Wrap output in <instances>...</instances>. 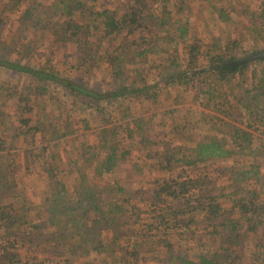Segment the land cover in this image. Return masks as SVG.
Listing matches in <instances>:
<instances>
[{
	"label": "trees",
	"instance_id": "16d2710c",
	"mask_svg": "<svg viewBox=\"0 0 264 264\" xmlns=\"http://www.w3.org/2000/svg\"><path fill=\"white\" fill-rule=\"evenodd\" d=\"M188 1L0 0V74L15 79L0 81V264H94L96 258L101 264H147L149 253L156 264H264V198L258 188L264 165V77L252 83L247 76L257 63L264 70V50L238 54L244 49L238 21L223 43L202 42L189 19L184 21ZM240 1L214 0L230 14ZM249 1L261 9L248 7L258 28L253 39L264 40V0ZM228 15L221 20L229 21ZM18 42L14 58L10 46ZM37 51L42 54L34 57ZM63 51H71L73 60L62 62L70 66L64 73L52 64ZM39 56L43 61L33 63ZM99 63L107 68L92 84ZM168 90L177 104H200L223 115L211 116L212 122L223 126L228 117L238 126L225 139L216 136L190 146L196 132L193 124L188 130L186 117L199 115V109L179 111L184 123L169 122L170 131L152 139L147 128L152 117L130 118L131 106L157 104ZM58 91L64 102L54 108L53 120L48 101L56 102ZM92 120L102 128L120 122L119 139L109 147L98 141L71 160L72 188L62 177L71 175L53 166L60 155L42 147L35 158L48 186L31 214L20 182L34 175L23 151H10L9 128L24 141L36 133L66 139L77 123L88 129ZM128 139L137 144L139 159H155L158 170L175 175L154 182L153 198L131 192L128 199L111 200V192L94 183L98 176H113L128 160L131 149L122 148ZM166 142L177 146L160 152L169 149ZM241 158L247 163L230 174L224 189L201 168ZM180 170L189 176L179 175ZM123 190L118 188L117 195Z\"/></svg>",
	"mask_w": 264,
	"mask_h": 264
},
{
	"label": "rangeland",
	"instance_id": "374dc122",
	"mask_svg": "<svg viewBox=\"0 0 264 264\" xmlns=\"http://www.w3.org/2000/svg\"><path fill=\"white\" fill-rule=\"evenodd\" d=\"M116 4V3H115ZM248 7L256 8L255 11L261 10L259 8V3L257 4L255 1H249V0H243L240 1L235 6V12H232L231 14L228 12L229 7L223 6L221 3H216L214 0L207 1V0H189L187 2L186 8H188V12L186 15H184V21L188 18L190 21V28L194 35L197 36V38H200L202 42H210V43H223L226 35L228 33H233V22H237L238 25L236 26L238 29H240V38L243 42V53H251L253 51H262L264 50V40L257 39V42L254 41L253 36L257 32V27L253 24V17H251L252 10H248ZM225 8V9H223ZM224 11V13L221 12ZM233 10V9H232ZM227 13V15L230 17L229 21H222L221 18L224 17V15ZM222 15V17H220ZM9 23L5 25L6 29L8 27ZM4 29V28H3ZM6 29H4V34ZM242 31V32H241ZM7 36V34H6ZM35 36V35H34ZM264 37V36H263ZM9 37L4 38V40L8 41ZM19 42L16 45L11 44L10 49H12V57L17 58L15 55L17 47ZM25 50V49H23ZM183 48L180 49V56L183 57L181 54L183 53ZM42 52L37 51L35 52L34 57H37L38 54ZM41 56V55H40ZM39 56L38 60L35 59L33 63H38L39 60L43 61V59ZM71 51H63L61 55H57L53 60V65H60L59 69L64 73L66 69L70 66L67 65V67H64L62 62H66L67 64L69 62L73 63V60L71 59ZM242 55H238V57H241ZM105 68L106 65L103 63H99V68L95 70L96 76H92L91 83L94 84L96 82H100V76L101 71ZM263 68V64L257 63L256 66H253L248 75L251 78L250 81L252 83H259V79H262L264 77V70H261ZM255 71V72H253ZM263 71V73H262ZM253 72V73H252ZM70 70L67 74H71ZM77 74V73H76ZM82 74V73H81ZM67 76V75H65ZM2 80L8 81V83H12L15 81L12 76H6L3 74H0V81ZM0 82V84H1ZM21 85L17 90H20ZM61 92H56V102L54 100H50L49 102V117L53 120L56 119L57 111L56 109L63 104L64 100L60 99ZM54 108H56L54 110ZM132 113L130 115V118H138V117H152L151 124L147 126L149 129V135L152 139H156L158 137H163V135L166 134V132L170 131V124L169 122H182L184 123L185 117L180 115V112H192L195 109H199V115H189V118H192V121L188 117H186L187 122H190L193 124V130L192 132L195 133V141L190 143V146H194V144L198 143L196 141H202L206 140L209 141V139L216 138V136H220V139H225L233 129V127L238 126V123L232 119H229L227 117L226 122L223 124H219L217 121L212 122L210 117L213 115L218 116L216 112H214L213 109L203 107L200 104H194L191 102H185V103H179L177 104V100L174 96V93H171V90H168L165 96H163L161 99L158 100L157 104L151 105V104H138L135 103L134 107L131 106ZM11 110H8V112H11ZM180 111V112H179ZM169 112L167 118H164L163 115L156 114H162ZM13 113V112H11ZM239 116H243L244 113H241L240 111L237 112ZM219 116L223 117V115L219 114ZM156 118V120L153 119ZM79 119V118H78ZM168 126L165 127L164 120H168ZM202 119V120H200ZM210 119V120H209ZM76 121V120H75ZM127 121V120H126ZM210 122V123H209ZM187 125H189L187 123ZM118 126H121L120 122H116L114 124H110L108 126H105V128H102L99 126L98 123L90 121V127L88 129H84L83 124L77 123L75 125L76 131L73 134V136L68 137L66 139H52L51 136L46 133H36L33 137H28L26 141L22 140L18 137V131L17 129H12L10 126L9 132L13 136L7 137L8 140L11 142V145L14 149L10 151H19L24 153L25 160L30 165V170L34 175L33 178L27 177L25 180L20 182V186L24 187L26 185V194L28 196V209L31 211V214L37 212V206L41 203L43 198L46 196V188L48 186L47 178L45 177L42 166L38 159L35 158L36 155L40 153V150L42 147L49 145L52 151L55 153V155L59 154L60 158L55 159L53 166H57L58 170L61 172V174H67L69 173L71 176H65L62 177L65 178V183L68 187L72 188V185L74 184V170L73 166L69 165L71 160L75 159L77 160L79 156H82L83 154L88 153L90 145L98 143V141H102L101 143L105 144L107 147L111 145V142L117 141L119 139V133L120 130ZM212 129V130H210ZM42 130L45 131V127H42ZM185 131V130H184ZM220 132H222L220 134ZM219 133V134H218ZM9 134V133H8ZM18 137L17 139H15ZM225 137V138H224ZM3 138L2 136L0 137ZM69 138H72V141L67 140ZM6 139V141H8ZM100 144V143H99ZM169 149H166L165 147H162L160 149V152L171 151L174 150L177 146V143H165ZM87 147V148H86ZM137 144L132 141L131 139H128L125 141V143L122 145V148L125 150L131 149V155L128 158L127 161L122 162L120 167L113 173V176L111 175H104L102 177H97L94 179V183L97 184L98 187L103 188L106 192H111L110 198L111 200L116 199L120 200V198H129L128 193H137L142 197H145L147 199L153 198V191L155 190L156 186L154 184L157 180H167V178L175 177L173 173H164L160 170H158V165H155V159L145 160V157L142 159H139L141 156L138 154V150H136ZM91 149V148H90ZM91 152V151H90ZM89 152V153H90ZM22 155V154H21ZM23 156V158H24ZM259 161V160H258ZM247 161L244 158L241 159H232V160H223L218 159L210 163H206L201 168L202 170H207L210 172L213 180L217 181V187L218 189H224L229 186V183L231 182V179L228 180L231 173L237 172L238 168H242L244 164H246ZM261 171V177L259 179L261 180L258 184V188L262 193V197L264 198V165L260 167ZM43 173V174H41ZM203 173V172H201ZM97 173H95L96 175ZM181 176H189L188 174L184 173V171L180 170L178 172ZM94 175V176H95ZM191 175L193 177L197 176V173L194 174L191 172ZM92 178V177H90ZM119 190L123 188L124 190L121 192V194L118 193L117 195V189ZM22 216H26L25 213H21ZM197 218L200 219L199 215H197ZM202 219V218H201ZM201 225L200 227H202ZM203 227H206L204 225ZM202 227V228H203ZM152 250V248L150 247ZM153 255V254H152ZM25 253L21 254L20 261L22 262L26 261ZM146 260H151V253L146 255ZM148 261L147 264H156L155 261L151 262ZM94 264H101V260L99 258H96L93 260ZM83 264H86L84 262Z\"/></svg>",
	"mask_w": 264,
	"mask_h": 264
}]
</instances>
